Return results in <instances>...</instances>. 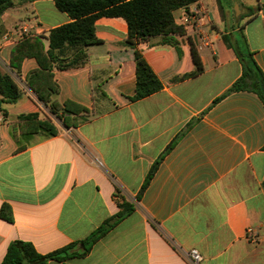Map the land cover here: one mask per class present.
<instances>
[{
  "label": "crops",
  "instance_id": "crops-1",
  "mask_svg": "<svg viewBox=\"0 0 264 264\" xmlns=\"http://www.w3.org/2000/svg\"><path fill=\"white\" fill-rule=\"evenodd\" d=\"M198 4L209 11L207 40L189 27L177 36L180 50L159 36L138 44L163 85L141 99L132 98L136 62L126 20L96 21L102 42L88 46V63L54 70V98L88 108L77 126H66L27 86L35 58L20 72L10 64L23 35L47 34L70 15L54 0L18 2L0 15V66L26 92L0 108V264L14 240L46 254L85 239L124 201L135 210L86 256L48 264H193V249L199 264H264V103L249 90L224 95L242 74L225 35L231 42L243 35L264 72V0H198L176 10V22ZM192 46L204 65L195 76L188 75L196 69ZM36 112L51 116L58 134L16 140L20 115ZM3 205L12 222L1 216Z\"/></svg>",
  "mask_w": 264,
  "mask_h": 264
},
{
  "label": "trees",
  "instance_id": "trees-1",
  "mask_svg": "<svg viewBox=\"0 0 264 264\" xmlns=\"http://www.w3.org/2000/svg\"><path fill=\"white\" fill-rule=\"evenodd\" d=\"M22 1L26 0H0V15ZM54 1L56 7L67 12L72 20L51 29L47 34L23 35L12 48L10 64L13 69L20 72L26 58H35L38 67L27 75V86L66 126H77L80 123L78 116L88 112V108L73 101L60 103L54 98L60 91L54 70L85 66L88 63V46L102 42L96 35V21L101 17H121L126 20L129 28L126 43L134 48L136 62V93L132 98L141 99L159 91L163 85L143 52L138 48V44L159 36L162 43L174 45L180 50L177 36L185 35L187 28L176 22L174 12L182 7L188 8L198 0ZM224 39L236 51L242 65L241 76L224 95L234 91L249 90L256 93L264 103V72L244 36L242 35L236 42H231L226 35ZM192 54L196 69L189 73V76L198 75L204 70L201 56L195 46H192ZM25 93L24 88L13 75L0 66V108L4 110V104L18 102ZM58 132V126L51 116L41 118L37 112L20 115L19 121L13 126V135L16 140L22 135L41 133L51 136ZM25 146L22 145L20 148ZM158 163L156 162L148 173L136 196L137 200L141 199L157 170ZM134 210L135 206L132 202L124 201L120 210L105 220L88 237L46 254L40 253L31 242L14 240L9 244L1 264H48L52 260L65 262L71 257L86 256L98 240ZM1 216L10 222L13 221L8 205L2 206ZM79 245L83 247L79 248Z\"/></svg>",
  "mask_w": 264,
  "mask_h": 264
},
{
  "label": "built area",
  "instance_id": "built-area-1",
  "mask_svg": "<svg viewBox=\"0 0 264 264\" xmlns=\"http://www.w3.org/2000/svg\"><path fill=\"white\" fill-rule=\"evenodd\" d=\"M177 23L180 25H184L187 29L189 27H198L203 36L202 38L204 40H207L208 36L205 28L210 24V20L209 11L206 6L199 4L194 5L188 12H185V14L179 19V22ZM27 30V28H23V31ZM4 39L5 41H15L14 38L11 37V35H5ZM190 257L193 264H199L202 259V255L196 249H193L190 252Z\"/></svg>",
  "mask_w": 264,
  "mask_h": 264
},
{
  "label": "rangeland",
  "instance_id": "rangeland-1",
  "mask_svg": "<svg viewBox=\"0 0 264 264\" xmlns=\"http://www.w3.org/2000/svg\"><path fill=\"white\" fill-rule=\"evenodd\" d=\"M235 8H236V5H234V8H233V9H234V11H236V10H235Z\"/></svg>",
  "mask_w": 264,
  "mask_h": 264
},
{
  "label": "water",
  "instance_id": "water-1",
  "mask_svg": "<svg viewBox=\"0 0 264 264\" xmlns=\"http://www.w3.org/2000/svg\"><path fill=\"white\" fill-rule=\"evenodd\" d=\"M236 5H238V1H235Z\"/></svg>",
  "mask_w": 264,
  "mask_h": 264
}]
</instances>
